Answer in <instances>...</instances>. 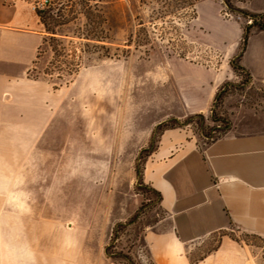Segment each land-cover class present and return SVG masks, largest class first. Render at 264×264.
Returning <instances> with one entry per match:
<instances>
[{
  "label": "rangeland",
  "instance_id": "rangeland-1",
  "mask_svg": "<svg viewBox=\"0 0 264 264\" xmlns=\"http://www.w3.org/2000/svg\"><path fill=\"white\" fill-rule=\"evenodd\" d=\"M5 1L32 7V0ZM53 1L48 0L45 5ZM204 1L214 6V12L200 5ZM237 1L240 0H88L104 18L101 26L107 37L102 42L83 37V33H93L82 13L87 0L71 2V8L64 11L68 22L55 26L54 37H50L42 25L44 41L34 63L18 81V91L45 97L41 108L58 112L67 110V116L63 118L66 127L61 133L64 139L59 141L57 131H27L24 122L19 123L17 129V125L11 127L10 116L0 118V160H4V167L10 165L16 176L12 186L16 195H0V264H79L69 258L73 252L69 244L75 239L71 198L65 197V207L64 197L59 196L60 185L67 184L68 190L73 185L75 160H80L77 167L81 168L84 178L85 174L89 175V180L84 179V190L89 195L84 197V202L88 203L91 198L95 202L93 219H88L90 208L84 207V224L92 225L95 232L91 236L90 229H83L84 255L99 253L114 263L150 264L140 237L144 224L160 213H149L145 207L148 202L144 199L155 195L141 183L136 170L140 171L162 129L152 135L148 145L137 151L133 160H114L131 157L132 150L92 148L89 132L105 129L108 115L117 119L131 110L153 112L156 96L162 101L164 113L165 102L170 103L177 96L176 86L184 70L182 62L212 69L220 65L222 72L232 68L231 60L237 61L241 46V40L235 45L229 37L232 24L237 21L242 29L247 24ZM140 28L139 33L146 35L142 44L126 45L128 35ZM99 44L109 48L108 56L102 54ZM122 49L129 50L127 55L122 54ZM232 70L230 77L217 89L226 91L214 109L215 116L224 121L211 120V105L207 116L202 114L200 118L198 113H193L178 118L179 122H184L181 125L170 120L167 125L186 126L202 142H209L211 136L222 133L229 120L226 113H220L224 96L233 94L235 102L264 104V86L250 85L242 71ZM11 88L4 83L0 91L6 94L12 91ZM169 117L174 116L161 121ZM40 121L35 118L36 127ZM77 130L82 131V140L78 138ZM108 160H111L109 164ZM60 173L66 178L65 183L59 184L57 176ZM113 173L115 190L129 189L132 181V190L140 193L142 200L139 208L122 221L113 222L107 216L100 221L97 200L101 197L98 194L107 190V178ZM13 208L16 211L11 213ZM43 219L62 223L57 231L58 237L65 240L66 248L52 244L44 255L34 252L33 222ZM55 231L52 229L51 233ZM230 235L251 244L258 254L259 264H264V237L236 232H230ZM216 240L217 234L210 245L213 246ZM64 253H67L66 259H63ZM97 263L90 259L82 262Z\"/></svg>",
  "mask_w": 264,
  "mask_h": 264
},
{
  "label": "crops",
  "instance_id": "crops-1",
  "mask_svg": "<svg viewBox=\"0 0 264 264\" xmlns=\"http://www.w3.org/2000/svg\"><path fill=\"white\" fill-rule=\"evenodd\" d=\"M200 5L215 10L210 2ZM236 5L249 12H264V0H240ZM232 27L229 37L236 45L242 27L237 21ZM43 41L42 24L32 7L0 0V86L5 83L12 87L6 94L0 91V118L10 116L11 127L17 125V129L24 122L27 131H57L61 142L67 110L41 108L45 97L18 91V81L34 63ZM238 61L249 72L250 85L264 86V29H251ZM182 66L177 96L170 103L165 102L164 113L162 101L156 96L153 112L131 110L117 119L108 115L105 129L89 132L91 147L132 150L131 157L114 160H133L137 151L148 145L154 127L165 117L182 118L193 113L207 116L218 87L233 70L229 67L222 72L220 65L212 69L190 62H182ZM232 96H224L222 102L220 113L227 114L229 125L219 136L203 143L186 126L164 128L141 165L140 181L155 195L144 199L148 202L145 207L149 213H160L144 224L140 237L150 264H259L255 248L235 239L230 232L264 237V104L235 102ZM36 117L41 119L37 127ZM76 134L83 139L82 131L77 130ZM78 163L81 164L80 160H75L73 185L69 190L67 184L60 185L59 194L64 197L65 207V197L71 198L75 239L69 244L73 248L69 258L79 264L85 259L96 260L97 264H125L114 263L99 253H83V229H90V235H95L94 227L84 224V207L90 208L88 219H93L95 202L92 198L84 202V197L89 196L84 190V179L89 180V175L84 178ZM57 177L59 184L65 183L61 173ZM15 180L13 168L4 167V160H0L1 196L16 195L12 187ZM114 186L113 173L107 178V190L98 194L100 221L106 216L113 222L122 221L140 206L142 196L132 190V181L129 184L132 191L129 188L121 192ZM85 210L87 216L88 208ZM61 224L59 220L33 222L35 253L46 254L52 244L66 248L65 240L58 237ZM52 229L56 231L51 233ZM216 234L217 240L211 246ZM66 256L64 253L63 259Z\"/></svg>",
  "mask_w": 264,
  "mask_h": 264
},
{
  "label": "trees",
  "instance_id": "trees-1",
  "mask_svg": "<svg viewBox=\"0 0 264 264\" xmlns=\"http://www.w3.org/2000/svg\"><path fill=\"white\" fill-rule=\"evenodd\" d=\"M73 0H54L51 4H46L43 7H36L35 8V13L38 16V19L40 21V23L43 25L44 30L50 35V37H54V35L57 33L55 30V26L57 25H63L65 23L68 22V19L66 18V13L64 12L66 9L71 8V2ZM84 1V0H83ZM83 15L86 19V22L88 24V26H90L93 29V33L89 34L88 32L83 33V37L85 38H93L99 42H102L105 40V38L107 37L105 34V30L104 28L101 26L102 23L104 22V18L102 16V14L100 13V11L97 9V7L95 6V4L90 5L87 2H84V6H83ZM239 11L242 13V15L245 16H249L251 17V22L248 24H245L243 26L242 29V33H241V46L239 48V51L236 55L237 61L235 60H231V66L234 70H240L244 73L245 75V80L249 81L250 80V74L247 71V69H245L238 61V58L241 54V52L243 51V49L245 48L246 45V41H247V37L251 31V29L253 28H258V29H264V12H259V13H253V12H249L248 10H244V9H239ZM141 30V28L134 32V33H130L126 39L125 44L126 45H130V44H134L135 46H139L142 44V42L144 41V39L146 38L145 33H139V31ZM88 35L92 36V37H88ZM98 47H100L103 52L102 54L105 56L109 55V48L107 46H105V44H99ZM128 49H122L121 52L123 55H127L128 53ZM225 89H219L217 90L215 97H214V102L212 104V108H211V112H210V118L211 120H218V121H224V118L220 117V116H215L214 113V109L217 106L220 97L223 96L225 94ZM198 117L202 118V114L198 113L197 114ZM190 117H188L186 120H188ZM172 121L175 122L176 124H183L184 122H179L178 118L176 117H169L159 123L156 124V126L154 127L153 130V134H155V132H157L158 130L167 128V127H172V125H167V121ZM228 122V124H227ZM229 125V120H227L225 122V126L223 128V130ZM203 134V133H202ZM204 136L206 134H203ZM215 137L211 136V139H214ZM137 175H140V171L136 170ZM140 183V182H139ZM141 184V183H140ZM158 195V193H156Z\"/></svg>",
  "mask_w": 264,
  "mask_h": 264
},
{
  "label": "built area",
  "instance_id": "built-area-1",
  "mask_svg": "<svg viewBox=\"0 0 264 264\" xmlns=\"http://www.w3.org/2000/svg\"><path fill=\"white\" fill-rule=\"evenodd\" d=\"M47 1L48 0H32L31 6H32V8L43 7L45 5V2H47ZM246 22H247V24L250 23L251 22V17L246 16ZM210 140H212V139H210ZM203 143H205V142H203Z\"/></svg>",
  "mask_w": 264,
  "mask_h": 264
}]
</instances>
